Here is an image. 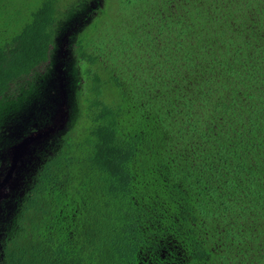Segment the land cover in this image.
I'll return each mask as SVG.
<instances>
[{
    "label": "trees",
    "instance_id": "obj_1",
    "mask_svg": "<svg viewBox=\"0 0 264 264\" xmlns=\"http://www.w3.org/2000/svg\"><path fill=\"white\" fill-rule=\"evenodd\" d=\"M91 1L0 0V264H264V0L166 4L129 78Z\"/></svg>",
    "mask_w": 264,
    "mask_h": 264
},
{
    "label": "rangeland",
    "instance_id": "obj_2",
    "mask_svg": "<svg viewBox=\"0 0 264 264\" xmlns=\"http://www.w3.org/2000/svg\"><path fill=\"white\" fill-rule=\"evenodd\" d=\"M11 1L12 4H14V10L22 12V16L19 17L20 23H26V18L39 2V0ZM77 1L78 0H66V4L73 5ZM100 1V5L98 6L95 5V1H91L90 3L92 7H95V14L92 17L93 20L89 24L88 29L86 30L88 38L86 42L83 41V46H85V48L90 52L92 51L100 55L104 64L114 69L113 74H116L121 78H129V72L142 66L135 54V62H133V59H131V62L126 61V59L129 60L131 57L126 51V43H130L133 37H135V40L140 37L144 32L145 26L150 24L154 19H158L159 15L161 16L163 14H167V12H164L166 4H170V7L173 9L172 12H176L178 7L184 3L183 0ZM179 1L180 3H178ZM100 9H102V11ZM143 21L146 22L145 26L141 25ZM210 23L213 24L215 21L211 19ZM91 24L94 26L93 29L90 26ZM16 29L17 25L14 24L8 28L4 25H0V31H3L2 35L7 37H11L12 34L15 33ZM152 31H155V28L152 29ZM58 45L59 54L67 57L69 55V46L71 45L68 34H63ZM152 80H154L152 82H155L158 78H154ZM142 85L144 86L143 83ZM133 96L135 101H137L141 106L148 104L146 100L142 99V96L136 90H134ZM60 117L63 120L66 117L64 109H62ZM19 151L20 149H18L17 153Z\"/></svg>",
    "mask_w": 264,
    "mask_h": 264
}]
</instances>
